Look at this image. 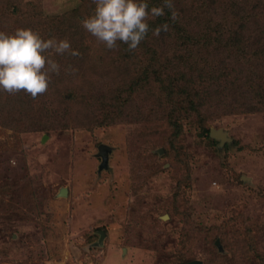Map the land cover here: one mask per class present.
Returning <instances> with one entry per match:
<instances>
[{
    "label": "rangeland",
    "instance_id": "obj_1",
    "mask_svg": "<svg viewBox=\"0 0 264 264\" xmlns=\"http://www.w3.org/2000/svg\"><path fill=\"white\" fill-rule=\"evenodd\" d=\"M22 1L36 2L49 17L79 9L68 35L83 38L87 49L54 54L60 74L35 104L20 108L16 127L6 125L9 107L1 105L0 264H181L190 257L202 264H264V111L247 110L253 102L243 83L248 69L239 66L209 88L192 66L180 64L204 102L203 125L222 130L226 139L202 136L196 114L183 118L174 161L164 154V147L170 151L169 105L149 87L133 91L122 118L102 120L111 90L136 80L139 71L125 70L130 56L107 49L82 27L94 13L92 0ZM203 1L175 0L194 33L201 26L192 16ZM234 2L241 3L235 11L243 20H252L247 29L264 28V0ZM14 26L5 33L13 34ZM263 43L264 36L254 41ZM161 50L173 59L174 45ZM210 50L209 65L232 62ZM68 90L88 102L65 100ZM102 144L109 147L105 164ZM62 188L66 196L59 195ZM214 236L222 254L211 244Z\"/></svg>",
    "mask_w": 264,
    "mask_h": 264
},
{
    "label": "trees",
    "instance_id": "obj_2",
    "mask_svg": "<svg viewBox=\"0 0 264 264\" xmlns=\"http://www.w3.org/2000/svg\"><path fill=\"white\" fill-rule=\"evenodd\" d=\"M146 2L150 10L153 6H163L164 0H146ZM172 3L174 4V10L178 13L177 19L173 20L172 10L164 7L165 14L163 16L149 19V32L136 50L129 51L127 44L117 42L119 50L122 51V56H130V63L125 66V70L129 66H136V70L139 71L138 78L129 84L112 89L111 105L104 107L106 109L102 113V120L107 124L115 122L116 118L124 116L125 107L131 101H134L133 91L139 87H149L156 93L161 103L169 105L166 118L168 127L171 129H169L170 132L168 137L166 136V140L170 145V151L164 147V154L167 155L168 159H174L179 148H181L182 119L193 116V114H196L199 120L202 121L200 122L202 136L209 138L213 143H217L216 138L211 135V129L203 125L205 116L200 113L199 108L202 107L204 102L200 99L198 90L190 86L192 83L190 73L185 72L184 69L180 70V64L188 70L192 66L194 72L199 75V81L209 88L217 85L216 80L219 77H224V80L231 78L233 74L238 73L239 66H244L248 70L244 75L243 83L251 92L253 98V102L248 104V108H246L252 113L264 111V43L258 46L254 44V41L264 36V28L259 26L251 29L246 28V24L252 20H243L241 10L235 11L239 6H242L241 3H237V6H235L233 0H204L196 7L195 14L192 16L196 24L201 26L200 30L202 31L198 30L194 33L189 31L185 16L176 10L175 0H172ZM93 6L91 5V7ZM83 9L86 12L90 10L85 3ZM79 11V9H73L64 16L49 17L36 2L0 0V31L5 32L16 25L14 27L32 29L38 32L45 40L53 37L58 40L67 38L70 41L72 50L80 53L82 50L87 49L86 43L82 40L83 38L78 40L68 35L70 29L73 28V25L70 24L72 15L79 13ZM165 23L169 25V31H161L159 37L153 36V30ZM161 45L168 48L174 45L173 59L164 54ZM214 49L230 55L232 62L209 65L206 52L210 50L211 53H216ZM200 63L203 64L202 67H198ZM260 64L263 69L259 67ZM206 68H209V70L207 74H204ZM199 70L202 72L198 73ZM212 71H215V75L212 74ZM223 88H225V85L222 86ZM215 92L217 93L218 90L215 89ZM65 96L73 101L88 102L85 95H79L75 90L65 92L64 99L67 100ZM37 99L38 97L33 99L24 92L10 95L0 91V113L6 111L4 106L9 107L8 115L4 121L7 124L3 121L2 123L11 128L16 127L19 116H21L20 108L35 104ZM100 104L103 106L104 101H101ZM1 105L4 106L1 107ZM174 161L177 160L174 159ZM189 215L191 214L189 213ZM249 235L250 232L247 231V238ZM215 238L216 236L212 237L211 244L222 254ZM253 241V237L246 240L248 248H250L249 246ZM190 258L187 261L183 260L181 264H187L194 260Z\"/></svg>",
    "mask_w": 264,
    "mask_h": 264
},
{
    "label": "clouds",
    "instance_id": "obj_3",
    "mask_svg": "<svg viewBox=\"0 0 264 264\" xmlns=\"http://www.w3.org/2000/svg\"><path fill=\"white\" fill-rule=\"evenodd\" d=\"M92 3L94 13L83 19L81 25L109 50L116 49L118 41L127 44L129 51L136 50L149 32V19L163 16L164 7L172 10L173 20L178 16L172 0H164L163 6L150 10L146 0H92ZM161 31L168 32L169 25L158 26L152 35L159 37ZM65 53L79 55L67 38L45 40L27 28H18L13 34L0 31V91L10 95L24 92L33 99L45 94L52 75L60 74L61 66L53 56Z\"/></svg>",
    "mask_w": 264,
    "mask_h": 264
},
{
    "label": "water",
    "instance_id": "obj_4",
    "mask_svg": "<svg viewBox=\"0 0 264 264\" xmlns=\"http://www.w3.org/2000/svg\"><path fill=\"white\" fill-rule=\"evenodd\" d=\"M211 135L215 138H218L220 139L222 142L225 141L226 139V135L225 133L222 131V130H215V129H212L211 130ZM106 148H109L108 146L106 145H101L100 146V152H99V155L102 156L103 160H104V164L106 163V160L108 159V153L106 151ZM68 194V190L67 188H62L59 192V195L60 196H66ZM104 235H105V232L102 231L101 232V236H100V240L102 241L103 238H104ZM187 264H202V261L201 260H192L190 262H188Z\"/></svg>",
    "mask_w": 264,
    "mask_h": 264
}]
</instances>
